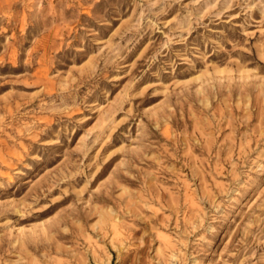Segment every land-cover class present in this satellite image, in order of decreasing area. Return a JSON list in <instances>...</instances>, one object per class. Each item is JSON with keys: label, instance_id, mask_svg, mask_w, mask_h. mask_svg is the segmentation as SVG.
Listing matches in <instances>:
<instances>
[{"label": "rangeland", "instance_id": "rangeland-1", "mask_svg": "<svg viewBox=\"0 0 264 264\" xmlns=\"http://www.w3.org/2000/svg\"><path fill=\"white\" fill-rule=\"evenodd\" d=\"M0 264H264V0H0Z\"/></svg>", "mask_w": 264, "mask_h": 264}]
</instances>
